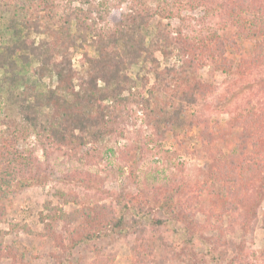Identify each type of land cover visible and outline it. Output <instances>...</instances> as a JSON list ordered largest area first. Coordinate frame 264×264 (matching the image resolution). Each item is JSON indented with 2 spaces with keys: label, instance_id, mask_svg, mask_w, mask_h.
Returning a JSON list of instances; mask_svg holds the SVG:
<instances>
[{
  "label": "rangeland",
  "instance_id": "obj_1",
  "mask_svg": "<svg viewBox=\"0 0 264 264\" xmlns=\"http://www.w3.org/2000/svg\"><path fill=\"white\" fill-rule=\"evenodd\" d=\"M36 1H46L58 16L66 9H83L104 30L115 27L135 4L151 7L155 16L146 30L147 41L160 22L173 39L188 41L195 57L189 82H199L202 92L188 109V125L176 134L153 133L148 112L132 104L134 114L119 134L90 157L84 151L91 146L84 151L54 148L41 127H30L21 117L17 95L1 96L0 185L5 197L0 202L5 212L0 217V264H93L98 258L113 259L112 264H264V173H252L236 211L226 210L212 193L220 192L226 182L211 180L216 172L234 177L240 168L241 159L233 168L220 169L239 151L245 132L239 124L242 117L254 113L260 118L258 136L264 145V52L254 64L259 40L240 38L232 20V11L239 12L251 0ZM256 2L264 13V0ZM10 15L7 11L0 19V43L9 41ZM75 26L73 21L74 32ZM222 37L232 43L227 63L216 54ZM157 56L163 67L179 65L175 56ZM81 58L74 53L77 67ZM33 67L21 65L31 85L39 90L49 85L48 79L39 82ZM129 73L135 82L132 92L147 99L153 73L144 84L140 79L146 71L140 66ZM183 85L184 79L173 83L165 96L155 95L153 103L176 102V91ZM192 121L199 125L191 127ZM20 155L26 164H21ZM59 191L78 202L66 204ZM167 204L176 212L164 213ZM84 207L102 220L122 216L133 229L98 234L106 221L91 230L72 216ZM154 216L164 225H151Z\"/></svg>",
  "mask_w": 264,
  "mask_h": 264
},
{
  "label": "trees",
  "instance_id": "obj_2",
  "mask_svg": "<svg viewBox=\"0 0 264 264\" xmlns=\"http://www.w3.org/2000/svg\"><path fill=\"white\" fill-rule=\"evenodd\" d=\"M256 1L244 2L239 12L233 10L232 20L240 38L259 40L252 59L257 65L264 52V13L256 6ZM7 11L11 14L6 22L10 38L5 44L0 43V97L17 95L21 117L30 127H41L57 150L84 151L91 146L84 152L88 157L91 151L96 154L105 141L119 134L121 125L134 114L129 107L132 104L142 106L148 112L147 122L153 133L164 135L173 131L176 134L188 125L185 120L188 109L202 92L199 82H189L195 74V57L191 55L189 42L173 39L164 31L161 22L154 36L147 41L146 30L155 16L151 7L135 4L128 13L120 15L115 27L105 30L98 27L97 20L91 14L86 15L83 9H66L58 16L46 6V1L39 5L36 0H0V19ZM73 21L76 22L75 32L71 27ZM229 44H232L230 39L222 37L215 46L223 63L228 62ZM75 52L82 55L78 67L73 63ZM158 53L164 59L175 56L179 65L163 67ZM187 55L190 58H186ZM23 64L34 65L33 73L39 82L48 79L49 85L40 90L31 85L21 71ZM136 65L146 71L140 79L143 84L149 83L148 74L153 73L155 78L147 99L132 92L135 82L129 71ZM229 69V65H224L223 70ZM180 79H184V85L176 91V102L153 103L155 95H164L165 89ZM125 93H129L128 98L124 97ZM12 124L17 125L16 121ZM239 124L245 131L240 137L239 151L227 167L220 169L233 168L241 159L240 168L234 177L218 172L211 176L212 181L226 182L217 194L212 188L213 195L223 202L226 210L235 211L239 209L237 205L242 201L244 184L246 186L252 173H264V145L258 136L260 118L253 113L242 117ZM190 125L199 124L192 121ZM21 159L22 165L27 163L23 157ZM228 182L232 185L228 186ZM58 195L66 204L78 202L71 194L59 191ZM4 197L0 185V200ZM164 209L166 214L176 212L168 204ZM98 210L100 207H96ZM4 212L0 202V217ZM75 215L83 227L91 230L106 221L98 234L103 230L106 233L110 229H133L122 216L102 220L86 207L75 211L72 216ZM151 225L159 228L164 221L154 216ZM112 260L98 258L93 264H112Z\"/></svg>",
  "mask_w": 264,
  "mask_h": 264
}]
</instances>
